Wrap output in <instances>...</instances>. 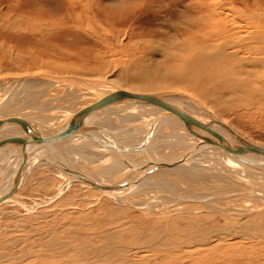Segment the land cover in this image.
I'll list each match as a JSON object with an SVG mask.
<instances>
[{"label":"rangeland","instance_id":"1","mask_svg":"<svg viewBox=\"0 0 264 264\" xmlns=\"http://www.w3.org/2000/svg\"><path fill=\"white\" fill-rule=\"evenodd\" d=\"M223 4V8L236 16L237 21L241 16V21L243 19L247 21L248 11L251 9H258L259 6L263 7L262 10L264 9V0H156L153 7L145 8L142 11L138 10V0H111L110 4L108 0H0V23L7 26L1 27L2 24L0 25V78L14 76L25 70L28 72L34 70L33 72L51 76H62L61 74H63L82 79L99 78L101 80L108 79L110 76L114 79L119 77L120 72L124 73L125 70L132 71L134 69L133 72L136 74L151 80L152 88L157 84H162L169 90L187 91L186 93H188L189 89L184 85L185 83H172L167 79L166 75L172 73L171 57L174 58L175 55L181 54L179 45L184 41L188 42L194 37V34L199 33L195 27L199 22L195 18L199 13V8L203 6L212 8ZM160 5H167V7L162 11H156ZM237 9L238 12H236ZM125 82L126 86L131 89L145 87V82L135 80L129 71ZM44 84H39L41 85L39 86L31 82L29 86L26 85V90L31 92L27 97L24 88L19 86L14 87L13 93L8 91L11 94L0 91L5 99L14 100L16 98L18 103L16 102L14 107L21 104L24 107L27 103V106L23 108L24 111L13 109L10 115L13 118L17 116L15 118L17 122L19 119L27 122L28 128L38 129L49 124L54 125L61 120V117L64 118V115L93 103L87 98L84 99L80 91L68 89L66 85ZM38 87L39 92L36 89ZM195 93L192 95L205 102L213 113L223 119L232 129L244 138L264 145V96L254 98L250 102L252 104L248 106L250 108L245 110L235 105L234 102L231 108L219 107L211 95ZM31 94L34 96L32 97ZM20 100L21 102H19ZM29 102L32 103L29 104ZM255 103L256 105H254ZM32 104L33 108L30 109L29 106ZM6 107L9 109L8 105L5 106L7 110ZM106 112L96 113L95 117L103 116L102 114ZM32 118L35 123L39 120L38 122H41L39 125L42 127L30 124ZM168 119L170 118L168 117L166 122ZM119 122L118 120L112 121L114 126ZM132 125L133 128L139 126L127 122L123 127L127 129ZM169 132L172 135L168 134L164 137L177 135L176 144L197 143L195 140L198 139V136L188 131L183 130L181 134H179V130ZM85 140L76 141V144H80L76 151L79 148H85L86 153L94 150L92 143L87 142L90 139ZM139 142L143 143L142 140ZM62 143L57 148L66 144ZM67 153L65 154L67 155ZM104 156L101 154L100 157L95 158L102 161ZM236 158L233 157L229 161L236 160ZM97 159L87 163L80 159L69 158L68 162L77 169L89 171L91 166L92 168L101 166ZM136 159V157L130 159L131 163L125 165L128 166V170L135 168L138 163L142 164L140 159H137L140 162ZM31 165V168L24 171V175L21 173L19 186L9 196L11 198L0 204V264H55L56 260L48 261V258L51 254H55L54 252L58 254L59 251L64 252V250L66 251L62 254L73 255L75 259L78 257L77 251L73 250L76 242L83 243V245L88 244L91 248L86 246L87 251L96 249L95 255L99 257V254H104L103 250L106 244L102 235L107 233V230L117 235L115 238H118V244L125 245L120 247L119 251L131 255L133 250L139 249L138 251L150 254L152 259H155L154 264H264V249L256 245V241L260 238L254 236L255 238L250 239L249 234L256 235L253 229H245L246 232H243L244 229H242L240 232L246 234H233L232 238L224 236L225 240L217 242L220 247H216L217 243L213 241L216 240L215 236H211L210 242H213L209 243L211 246H207L222 249L219 253L213 250L203 257H197L198 254L192 251L195 247L203 248L202 246H195V242L191 239L188 242L185 241L184 234L188 231L186 230L187 226L189 230L193 228L190 231L191 236L197 233L199 227L211 229L227 224L228 227L233 226L238 229L242 223L246 222L244 216L248 213L264 211V208L262 209L264 204L261 206L258 202L253 201L250 195L237 193L234 194L237 197H234L228 193L234 191L235 187L238 190L253 185L252 181L248 182L247 180L237 182L238 175L236 173L230 172V175L235 178L231 182L228 179H224L225 181L223 179L215 180L213 175L216 174L213 169L206 168L210 175L207 172H202L207 171L206 169H196V172L199 173L198 176H189L190 173H187L185 168H172L147 175V182L137 190H125L107 195L90 189L80 181L72 180L73 182L68 183L64 187L65 189L60 191V194H56V189L64 181V178L59 174L61 171L53 164L50 166L48 163H43L37 165L38 167L34 163ZM112 166L117 167V173L109 179L112 180L118 176H128L125 180L129 179L124 164L119 166L112 164ZM9 174L4 177L0 174V189L1 187L3 189L7 184L5 189L9 188L12 175ZM204 175L208 176L204 177ZM185 176L188 178L186 179ZM98 179L102 180V178ZM158 180L159 182H157ZM173 188L174 192H171ZM222 194H226V197ZM208 195L211 196L208 198L210 200L203 202ZM177 197H183L184 201L173 205L172 203L176 202L175 198ZM150 199L153 201L151 205L148 204ZM253 216L248 217L252 219ZM133 232L146 235L141 238L140 235H134ZM154 233H160L161 237H158L157 234L160 239L159 243L150 246L146 241L148 239L150 241ZM144 238L147 240L145 241ZM157 247L161 251H165L164 254L168 251L174 253L179 247L185 249V254L188 256H180V258L182 257L180 260L179 257L174 258L171 255L163 260L165 256L162 252L161 255H157V253L154 254L155 256L152 255V251H156ZM244 250L253 255L244 254L242 257L239 255L233 257L228 253V251L238 253ZM108 252L109 255L113 254L110 253V249ZM189 253L197 258L193 257L190 260ZM62 257H59V261L62 260ZM68 257L63 259L68 260ZM76 261L79 264H86L80 258ZM141 263L146 264V262Z\"/></svg>","mask_w":264,"mask_h":264},{"label":"bare ground","instance_id":"2","mask_svg":"<svg viewBox=\"0 0 264 264\" xmlns=\"http://www.w3.org/2000/svg\"><path fill=\"white\" fill-rule=\"evenodd\" d=\"M254 4H252V5H254ZM223 6H224V4L213 6L212 8L211 7L207 8L205 6L200 7L199 13H197V16L195 17L196 19L199 20V22H197L196 26H195L197 29V32H199V33L194 34L193 35L194 37L191 40H188V42L184 41V43H181L179 45L178 48H180L181 54L177 53L178 55H175L174 58L171 57L172 62H173V64L170 66V68L172 69V73L166 75L167 79L169 81H171L172 83H185L184 85H186L189 89L188 90L189 94L186 93L187 91L185 92V91H178V90H169L166 88V86H164L162 84H157L155 87L152 88L151 85H153V84H151V80L149 81V79L144 78L145 76H141V75L136 74V72H133L134 69L132 71L124 69L125 70V71H123L124 73H122V72H120L121 74L118 73L119 77L117 76V78L112 79L110 76V78H108V79L104 78L101 80L99 78H94L91 80L90 79H84V78L82 79V78L77 77V76H70V75H63V74H61L62 76H51V75H46V74H42L39 72H33L34 70L33 71L31 70L32 72L31 71L28 72V70L27 71L25 70V71H21V73H17L14 76H9V77L4 76V78H0V91H4V93H7L8 91L12 92V90L14 89L15 86H17V87L19 86L22 89L24 88L23 90L26 92V97H27V95L29 96V94L31 92L27 91L26 90L27 87H25V86L29 82L30 83L32 82L34 85H37V84L42 85L43 83H45L46 85L47 84L48 85H55V84L56 85H66L68 87V89L80 91L83 94L84 99L87 98V100H89L90 102L91 101L95 102V101L99 100L100 98H102L104 95L110 94V93H116L119 90H125L128 92H135V93L168 94L171 96L169 98L170 101H172L174 104H176L182 111L189 114L191 117L193 116L199 122L213 125L214 122L207 113V112H211L212 116L214 118H218L223 123L227 124L223 119H220L217 115H215L213 113V111L210 109V107L205 102L201 101L200 99H197L199 97L196 96L197 97L196 98L192 94H196L195 92H198V93H201L202 95H211L215 104L217 102V105H219V107H223L225 109L231 108V105L234 102L235 105H238L241 107V109H245V110L248 108L250 102L254 98L257 99V97L264 96V11H263L264 9L262 10L263 7H261V6H259L258 9L256 8L254 10H252L250 8L251 10L248 11L249 15L247 16V18H248L247 21H245L243 19L244 23H245L244 24L243 20L242 21L240 20L242 16L240 17L239 21H237L238 19H236V16H234L232 13L227 11L226 8H223ZM232 10H233V8H232ZM230 11H231V8H230ZM236 12H238V9ZM228 19H229V21H228ZM195 22H194V25H195ZM228 22H230V23H228ZM0 25H1V27H7L6 24H4V23H0ZM193 31H194V29H193ZM174 53H176V52H174ZM131 62H133V61H131ZM129 67H131V66H129ZM128 71L134 77L135 80H137L139 82H145V87L143 89H131L130 87L126 86L125 78H127ZM33 81H37V82H33ZM30 83L27 86H29ZM51 83H54V84H51ZM41 85H39V86H41ZM87 86H89V87H87ZM32 87H34V86H32ZM36 89L38 91L39 87ZM8 93L11 94L10 92H8ZM1 94L2 93H0V119L15 121L16 120L15 118H17V116L15 115L16 117L13 118L10 115V113L13 111V109L14 110L20 109L21 111H24L23 108L25 106H27V103L24 107L22 104L19 105L18 107H14L13 105L16 102L18 103V101H16V98H14V100L13 99L8 100V99H5L4 95L2 96ZM15 94H17V93H15ZM33 96L34 95H32V97ZM223 96H225V97H223ZM260 100H262V99H260ZM19 102H21V100ZM22 102H23V100H22ZM32 102H29V104H31ZM61 102L63 103V101H61ZM71 103H73V102H71ZM130 104H131V106H129ZM130 104L123 105V106H121L119 104H113V105H108L106 107H103V108L99 109L98 111H96L93 115H91V118H89L88 122L90 124L98 127L104 133H107L108 135L114 136V138L116 137L115 140H117V142L120 143V145L129 143L128 145L129 146L132 145L133 147H130L128 149L120 148V149H116V150L114 149L113 150V149L107 147L106 145H101V144H99L93 140H89L87 142L92 143V145L94 146V148H93L94 150H90V152L86 153L85 148L84 149L79 148L78 151H76L77 147L80 145L78 143L76 144V141L88 139V138H84V137H80L79 135H76V136L70 138L69 140L63 142L66 144L64 145L62 143L63 145L60 148H57V146L61 143L57 142V143L53 144V149L50 151L49 150L44 151L42 149L36 150L33 153V155L29 156L27 163L23 169V173H25L24 171H26L30 167V165L33 163L36 165V167H38L37 165L43 164V163H48V164H50V166H51V164L55 165V167H57L61 171V172H59V174L64 178V181H62V184L60 186H58V188L56 189L57 191L55 190L56 194H58V193L60 194L61 193L60 191L63 190V188L66 187V185L68 183L73 182L72 181L73 178L70 176V174L61 170L58 164L67 165L72 170L81 173L82 176H84L85 178L92 179L93 181L97 182L98 184L104 185V184H109V183L116 182V181L122 182V180L127 179L128 176L127 177H125V176L119 177L118 176L117 178H113L112 180L109 179V177L112 178L117 173V167L112 166V164H116L118 166L120 164H124V166H125L128 163H131L130 159L136 157L137 159H140L142 161V164L138 163V165L137 166L135 165L136 167L135 168L133 167L131 170L130 169L128 170L127 169L128 166H125V169L128 171V174H129V179H128L129 183L127 186H125L123 188L103 191V190H99V189H96L94 187H91L86 183H83V182H81V183L88 186L90 189H94L96 191H99L101 193H106L108 195V194H114L116 192H123L125 190H131V191L133 189L137 190L139 187L143 186V184L145 182H147V179H148L147 175L152 174V173H157L158 171H165L166 169H172V168H180V169L185 168L187 173L188 172L190 173L189 176L190 175H197L198 176L199 173L196 172V169L205 170L207 168L209 170L210 169L214 170V171L213 170H211V171L215 172V174H216V175H213V177H215V180H218V179H223V180L226 179L227 180L228 179L232 182V180H235V178L232 177L230 174L236 173L239 177L238 178L234 174L237 177L236 178L237 182H240L242 180H244V181L247 180L248 182L252 181L253 187L252 186L251 187H244V188L238 189V190L235 187L234 191H230L228 193H230L231 195H234L237 193H245V194L250 195L252 197L253 201L258 202V204H260V205L264 204V173L258 172L257 170H255V169H261L260 165L244 163L243 161L239 160L238 158H236V160L234 159L230 162L229 160L235 156H232L229 153L225 152L223 149H220L217 147L207 148L205 150H202L201 152H198L194 155H191V156L183 159L182 161H180L174 165H171L169 167H166V168H163V169H160L157 171H151V168L154 166L153 164H155L159 161H167L169 159L176 157L177 155H180L182 152H184L192 144H191V142H188L185 144H182V143L176 144L175 138L177 137V135L164 137L168 134L172 135L169 132L171 130L162 131L160 133L156 132L155 135L153 134L152 137L147 138V140H145L146 143L145 142H143V143L139 142V140H143L144 136L139 137V139L136 137L132 138L133 135L140 133V131H142V130L144 131L148 127L155 126V125H158L161 123L164 124L166 122L167 118L170 116L168 114H166V112L163 111L162 109L155 107V106H152V105H142V104H137V103H130ZM196 104H199L202 107H199ZM6 105L9 106V109H8V107H6L7 110L5 109ZM254 105H256V103ZM12 107H14V108H12ZM29 107H30V109L33 108V104H32V106H29ZM35 108H38V106H35ZM256 108H257V106H256ZM110 109H112V110H110ZM17 111H19V110H17ZM39 111L42 112V110H39ZM106 111L110 112V113H107ZM25 112H26V110H25ZM25 112H23V113H25ZM59 112H60V110H59ZM73 112H76V111L74 110ZM102 112H106V113H103L102 114L103 116L95 117L96 113H102ZM54 113H56V112H54ZM4 114H6V115H4ZM70 114H68L66 116L64 115V118L61 117V120L56 122V123L53 122V123H55L54 125L49 124L47 126L42 127L41 125H39L41 122H38L39 121L38 120L37 123H35L34 121H32L33 118L30 119V121L32 122L30 124H33L36 127H42V128H38V130L43 131L47 127L51 128V127H54V126L60 124L61 122L66 120ZM10 116L12 117V119ZM21 117H19V118H21ZM58 117H56V118H58ZM107 119H109V120H107ZM19 120H18V122H17V120L15 122H17V124H19L21 127H23V128L29 127L27 122H23L21 119L20 120L21 122L19 123ZM114 120L115 121L118 120L120 122L114 126L112 123V121H114ZM45 121H46V118H45ZM97 122H99V123L97 124ZM123 122H125V123H123ZM127 122H130V124L133 123V124L139 125V126H137L136 128L135 127L133 128V125H132V127L129 126L131 128L125 129L126 127L124 128L123 125L126 124ZM42 125H43V123H42ZM33 128H35V127H33ZM14 130H15V128L0 127V136L13 135L15 133ZM175 130H179V132H180L179 134H181V132L183 131L181 129H175ZM184 131H186V130H184ZM195 141L199 142V141H201V138L198 137V139H196ZM79 143H81V142H79ZM256 144H258V143H256ZM66 145H69V146H66ZM259 145H261V144H259ZM121 146H124V145H121ZM262 146H264V145H262ZM97 149L99 150V152ZM65 151L68 152L67 155L65 154L66 153ZM21 154H22L21 150L18 149L16 154L11 152V154H6L5 156L2 155V156H4V158L1 162L0 174L3 175V173H5L3 175V177L8 175L9 173L12 174L10 176V181H9L10 185L17 175V170L19 168V164L21 161ZM101 154L105 155L104 157H102V159H103L102 161H100V159L98 160L97 158H95V157H100ZM69 158H73L74 160L80 159V160H83V162H87V163H91L92 160L97 159L101 163V166L93 167V168L91 166L89 171H83V170L77 169L74 166H72L70 164V162H68ZM105 158H107V159L105 160ZM74 160H71V161H74ZM147 161L151 162V164H148ZM138 162H140V161H138ZM177 164H179V165H177ZM31 166H33V165H31ZM243 169H246L245 171L248 173H244L245 171ZM263 169H264V167H263ZM8 170H9V172H8ZM191 170H193V171H191ZM202 170H200V171H202ZM120 171H121V169H120ZM202 172H207V174L210 173V172H208V170L202 171ZM202 172L200 173L201 175H202ZM158 173H160V172H158ZM208 175H210V174H208ZM208 175H204V177H206ZM228 177H230V178H228ZM243 177H245V178H243ZM98 178H102V180H99ZM185 178H186V176H185ZM187 178H188V176H187ZM3 180L5 181L4 178H3ZM3 180H2V182H3ZM104 180H105V182H104ZM128 180H125V181H128ZM191 180H192V177H191ZM21 181H22V179H21ZM220 181H222V180H220ZM157 182H159V180ZM161 182H162V180H161ZM163 184L166 185V183H163ZM169 184H171V183H169ZM225 184H226V182H225ZM7 185L3 189L1 187L0 194H2L3 192H5L7 190V189H5L7 187ZM158 187H159V185H158ZM220 191H222V190H220ZM171 192H174V188L172 189ZM226 194L225 195L222 194V195L224 197H226ZM230 194H229V196H230ZM201 196H203V195H201ZM234 197H237V196L234 195ZM9 198H11V197H8V199ZM151 198L153 199V197H151ZM182 198H179V197L175 198L176 202L172 203V204L174 205L176 203H179V201L180 202L184 201V199H182ZM208 198H211V196L209 197V195H208L206 200H204V201L201 200V201H203V202L209 201L210 199H208ZM8 199L4 200L3 202L7 201ZM150 201H151V199H150ZM150 201L148 203L149 205H151V203L153 202V201H151V202ZM129 204H130V202L128 203V205ZM145 205H146V203H145ZM254 206H256V205H254ZM258 206H256V207H258ZM261 206H263V205H261ZM263 208L264 207H262V209ZM250 209H252V208H250ZM246 210H248V209H246ZM260 211L254 212V210H253L254 213H248L247 212L248 214L246 216H244L245 217L244 219H246L245 220L246 222L242 223L238 229H236V227H233V226L228 227L227 224L224 226L212 227L211 229H207V228H203V227H199L200 229H198V227H196L198 229L197 233L195 235L191 236L190 231L193 228L191 229V226H190L191 230H189V228L187 226L186 230H188V231H186L187 233L184 232L185 233L184 234L185 241L188 242L191 239L192 241L195 242V244H194L195 246H202L203 248L195 247L194 249H192V251H195L198 254L197 257H203V256L211 253V251H213V250H215V252L219 253V251H221V249H222V248L216 249V248L209 247V246H207V245H210L209 243H211L213 241H216V243H217L218 241L225 240L224 236H227L228 238L229 237L232 238L233 234L239 235L238 233L246 232L245 229H253L254 232L256 233V235L255 234H249L251 236V237L249 236L250 239L252 237L253 238L259 237L260 240L256 241V245H259L260 248L264 249V211H261V212ZM251 215H254L253 216L254 218L250 219ZM242 229H244L243 232H240V230H242ZM133 234L137 235V236L140 235L141 238H143V235H144V234H141L138 232H136V233L133 232ZM157 234H158V237L159 236L161 237L160 233H154L152 235V237L150 238V241H149V239H148V241H146L147 240L146 238H144V240L150 246H152L156 243H159L158 240H160V239L157 237ZM244 234H246V233H243V235ZM116 236L117 235L115 233L109 232L108 230H107V233H104V235H102V238L105 240L106 246L104 247L105 249L103 250L104 254L103 253L99 254L100 255L99 257L97 255H95L96 249L87 251L86 246H88V244L83 245V243L76 242L75 246H73V250L77 251L76 254L78 257H75V259H74L73 255H72L73 257L70 254H67V256H66L65 254H62L66 251V250H64V252L59 251L58 254L56 252H54L55 254H53V255L51 254L50 258H48L49 259L48 261H55L56 260L55 264H79L76 260L78 258H80V260L84 261L86 264H143L141 262H146V264H151V263L154 264L155 263V259H152V256L150 254H145L144 252L138 251L139 249L133 250L131 255L129 253H128L129 255H127V254L119 251V248L122 246H125V245L118 244V241H117L118 238H115ZM211 236L212 237L215 236L214 239H216V240H213L210 242V239L212 238ZM217 246L220 247V245L218 243L216 244V247ZM89 248H91V247H89ZM109 249L111 250L110 253H113V254L109 255V252H108ZM262 249H260V250H262ZM166 251H168V250H166ZM161 252H162V254L165 253V251H161L160 248L157 247L156 251H152V253H153L152 255H154L155 253H157V255H159V254L161 255ZM189 252H191V251H189ZM215 252H213V253H215ZM234 252L228 251L229 256L236 257L239 255L240 257H242L244 254L245 255L246 254L247 255L248 254L253 255L252 253L245 252V250L242 252L239 251L238 253L236 251H234ZM171 255H173L174 258L175 257L180 258V256H188V254H185V249H180L178 247V249L174 253H171L170 251H168L166 254H164L165 257H163V260H166L167 257H169ZM68 256H70V257H68ZM59 257H62V260L59 261ZM64 257H68L69 259L64 260L63 259ZM193 257H196V256L191 255V254L189 255L190 260H192ZM134 258L135 259L137 258V259L135 260ZM155 258H157V257H155ZM181 259H182V257L180 258V260Z\"/></svg>","mask_w":264,"mask_h":264},{"label":"water","instance_id":"3","mask_svg":"<svg viewBox=\"0 0 264 264\" xmlns=\"http://www.w3.org/2000/svg\"><path fill=\"white\" fill-rule=\"evenodd\" d=\"M57 79V78H56ZM89 87V86H87ZM171 96L168 94H150V93H135L125 90H119L116 93L104 95L99 100L73 112L69 117L60 124L45 128L39 131L34 128H23L13 120L0 119V127L15 128L14 134L10 136H0V167L1 162L6 154H16L18 149L21 150V161L17 170V175L9 188L0 194V204L8 199L19 186L20 176L27 163L29 156L33 155L36 150H52L53 144L57 142H65L70 138L79 135L80 137L88 138L101 145H106L111 149H128L133 147L128 144H121L115 140L114 136L108 135L101 131L98 127L90 124L89 118L99 109L108 105L119 104L121 106L130 103L142 105H152L166 112L170 117L164 124H158L146 128L132 136V138L143 137L142 142L147 138L155 135L156 132L169 131L175 129L186 130L201 138V141L190 145L184 152L167 161H159L151 168V171H157L171 165H174L183 159L194 155L202 150L210 147L223 149L232 156L237 157L244 163L258 164L261 169H255L258 172L264 173V146L256 144L238 132L233 130L227 124L223 123L218 118H214L211 112H207L214 124H205L199 122L189 114L182 111L176 104L169 100ZM118 105V106H119ZM202 107L199 104H196ZM204 109V108H203ZM205 110V109H204ZM206 111V110H205ZM208 111V110H207ZM211 113V114H210ZM146 143V142H145ZM4 155V156H2ZM148 164L151 162L147 161ZM60 169L70 174L73 181H80L88 184L99 190L108 191L123 188L128 185V181L112 182L109 184H98L92 179L85 178L81 173L72 170L67 165L58 164ZM1 169V168H0Z\"/></svg>","mask_w":264,"mask_h":264},{"label":"clouds","instance_id":"4","mask_svg":"<svg viewBox=\"0 0 264 264\" xmlns=\"http://www.w3.org/2000/svg\"><path fill=\"white\" fill-rule=\"evenodd\" d=\"M156 0H138V10L142 11L145 8L153 7ZM108 3H111V0H108ZM107 6V5H106ZM167 7V5H160L156 8V11H162Z\"/></svg>","mask_w":264,"mask_h":264}]
</instances>
